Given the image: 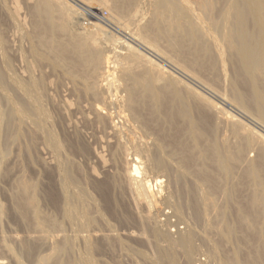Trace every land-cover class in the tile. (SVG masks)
<instances>
[{"label": "bare ground", "instance_id": "1", "mask_svg": "<svg viewBox=\"0 0 264 264\" xmlns=\"http://www.w3.org/2000/svg\"><path fill=\"white\" fill-rule=\"evenodd\" d=\"M103 2L111 11L109 17L112 23L113 20L116 22V24L118 22L119 25H121L118 27L121 28L125 26V28H127V24L132 23L135 27V29L133 28L135 31L132 34H130V32H132L130 29L128 33V31H126L127 29L125 30L123 28V30L121 28H117L120 31H118L119 33L125 35L124 37H126V35L127 37L129 36L130 39H132H129L130 41H133L146 52L151 50L155 53L161 52L162 54V52L164 51H162L161 49V43L163 42L165 44L164 48L166 49V51L169 52V54H171L172 57L166 55L168 52L165 53V56H168V59L170 58L171 62L173 60V63L176 64L174 65L173 63L168 61L167 57L165 59L170 64V66L172 65L175 68V71L177 73L184 75L185 78L187 77L188 79L195 81L199 85L210 90L215 95V98L222 104L226 106H235L237 112L242 117L252 121L255 126L264 131V0H152L150 2V19L146 22H144V19L143 22L141 20L144 17H142L141 14L143 4H141L142 1L140 0H103ZM74 8L75 7L69 6L68 4H62L60 2H57L56 0H38V3H36L35 7L33 8L34 10H32V23L36 34V36L34 37H37L35 44L38 46L47 47L52 50L59 61L64 59V61L59 65L64 64L65 59H67L68 63H71L72 68L86 67L88 68V72L90 73L91 70V73L96 75V77L98 75H101L100 78L103 83L100 82L101 84L99 85L98 82L97 86L102 90H99V88L98 90L101 91V93L102 91H105L107 93V95L105 93L106 97L103 96V99L105 100L106 98L105 103L106 105L110 106H112L113 104L117 105V100H115L116 98L112 99V97L114 98L116 97V95L113 93L115 96H109V93H111V86L114 84V73L110 70V68L113 67V69H115L114 66L116 64L114 66H110L111 61L108 62L106 60H103L102 62V58H105L104 55L108 51L114 53L113 56L115 57H112L111 60L115 58L113 62L118 63L116 65L118 66V68H116L119 70L120 75L125 76V78L127 76L132 81L131 86H129L131 81L127 85L129 86V88L124 85L125 87H127V95L126 93L125 95H121V97L125 96V98H123L121 101V103L123 102L122 105H125L126 110L129 111L133 119H139V122L142 121V123H144L143 125H154V127L158 129L155 131H159L164 137V130L166 131V128L171 130V134L168 135V133L167 137L170 139V144H172V146L176 148V155L179 154L180 163L184 167L182 168L183 170L181 168L180 170H176L177 174L175 175V177L173 176L176 179L175 181L184 184V181L186 179H189L186 178L188 177L187 174H189L190 171L193 169L190 168L193 167L194 164L196 165L195 160L201 162V165H199L200 167H197V170L195 172V174L197 175L196 178H199L200 180L197 183H205L204 186L206 187L205 188L203 186L204 188H201V184H199V187L197 186V190L201 188L200 190H198L197 194L198 197L200 196L201 200L198 199V197L196 196V188H194V186L189 187L188 190V192L190 193L189 195L193 197L194 216H196V218L199 215L201 216L200 209L202 207L199 209L198 206L200 207V205H203V207L206 209V207L208 206L215 205V197L213 198V195L214 192L218 189V182H220L219 180H221L220 178H217L218 176L216 177L215 171L220 174L221 178L226 180L232 176L234 166L236 164H240L239 162H241L242 160H245L248 166H245L247 170L245 171L244 175L248 176L255 182L253 191L246 202V206L241 205L239 207L238 212L236 214L238 218H236L235 222L231 221L232 223H230L229 220H227L226 218L224 212L225 208L224 210L222 208L217 210H219V215L222 218V225L224 224L225 227L224 234H228L229 236L230 233L232 234L236 230L245 231L246 239L244 240L247 244H253V249L247 251L249 253H247L245 257H241L240 254L242 253H240V249L238 248L239 244L237 245L236 243L235 246L237 247H233L234 250L232 251V254L230 253V257L227 258L226 256V259L219 264H225V262L230 264H264V224L261 223L263 224V226H261L258 223V221L260 220L264 222V183L262 182V178L259 175V171L264 169V137H260V133L257 135L256 132H254L253 130L245 128L238 119L234 118V116L224 111L220 106L212 103V101L207 100L208 98H204V96H202L200 92L198 93L195 90L193 91L188 86L183 87L187 90V92L190 91L191 93H194V95H197V99H200L205 102V105L207 103V106L210 107V110L213 113V115H211L212 117L214 116V119L211 120L205 115L200 120L196 119L198 121L192 119L191 117H189L191 111L189 112L188 110L189 108H192H187L188 104L183 106L180 105V108L178 110L176 109V111L167 107L165 108L161 101L164 100L163 96L164 94H167L165 92L169 87L166 88L165 85V88H161L160 85H163H159V83L157 84L156 82L158 80L160 81L165 79V81H167L168 78V80L170 81L168 83H171L172 86V95H175L173 97H177L181 101L180 102L178 100L179 103L183 104V99L181 100L182 91L181 89L179 90L180 86H182V81H176V79L174 80V77L172 76L173 74L171 75L173 78H171L169 75L167 77L166 73L168 74L169 72L166 71L168 69L165 71L164 68L160 67L161 65L156 66L149 57L143 55L142 51L140 53V50H137V47H134L128 41L117 38L116 40H114L116 41L115 44L111 43L112 37L109 36L110 34L108 35L109 32L107 33L106 30L102 29V27L98 23H93V29H91L90 31H81L79 29L76 30L75 24L79 16L81 15V11H78L76 8ZM16 13V9L13 8L11 17H13L14 19L9 17L15 22L17 21V19H19L16 18L18 17L16 16ZM58 34H61L62 39H58V37H60L58 36ZM25 36L27 37V35ZM36 45L35 47H33V52L36 55H39ZM116 47L122 49V52L115 50ZM226 62L230 63H227L229 64V66L232 65V71L230 76L226 75ZM101 64H103V66ZM135 67L136 70L139 67L141 70L144 71V73H142L141 75H139L138 73H134L136 70L134 69V72L132 70ZM194 69L196 71H194ZM99 70H101V72H99ZM129 78L127 79V81L129 80ZM178 82H181V84L179 83L180 86L179 84H177ZM223 82L226 84V87L224 86L225 90L223 89L224 91H221L220 85ZM30 83L35 85L34 79L31 78L28 84ZM8 84L14 86V88L22 96L21 98V96L18 95L20 96V101L17 102L16 100L13 101V98L11 100V98L5 94V97L1 96L4 99L6 98L7 102L11 104V108L8 110H6L5 108L3 109L0 106V125L3 126L2 124H4L12 131L11 136L8 138V142L12 144L19 141L23 133L22 131L25 130L24 126L26 125V123H29L26 125V127L28 125H33L34 127L32 128L34 130L31 128V126L30 128L35 131V133H40L41 136L43 135V139L46 141L45 144H47V146L51 149L50 151H52L53 153L52 158L55 161L58 175L61 178L60 180L62 181L61 185L59 184L61 192L60 195L63 205L61 209L62 216L67 222L70 221L71 223H73L72 221L78 220V224L83 226L82 228H79L81 229V231H83L84 227L85 229L86 227L89 229L88 225H91L92 223L94 224L96 220L95 217L91 216V212L88 211L90 204L87 203V195L82 188L76 187V185H74L75 179L71 174V171L68 169V166H64V164L59 161L61 159H59V154L61 155L60 152L62 146L59 142V139H57V137H55V135L51 132L52 127L50 128L51 130H45V126H47L48 121L50 120V116L47 113L46 109H44L42 107V104L40 103L38 91L35 89L34 86L28 88L27 84L22 82V80L20 81L19 78L18 80L16 78H12L11 82H8L4 74L0 73V87L3 90H6V88H8ZM93 86L95 88L96 84H94ZM89 88L91 89V87ZM94 88H92L91 90L94 91ZM138 90H141V94L140 92H138ZM137 92L140 95L136 94ZM169 92L171 91L169 90ZM113 94L111 93V95ZM182 96L184 97L185 95ZM118 99L121 100V98ZM174 102L175 101L173 100V103ZM186 103H189V101H187ZM106 105L104 104V106ZM139 107H147V115L149 114L150 117L152 116L151 118L153 120L146 119L147 117L145 118L144 116L146 113L143 115L144 118H142L140 112L141 110H138ZM105 108L107 109V106ZM125 108L123 107V109ZM118 111L117 112L120 113V110ZM95 115L97 116V118L101 119V121L103 120L104 122H107L109 124V129L114 135L112 137H115L117 145H121V134L123 133H121L119 125H117V123L113 120L115 115H113L112 112L100 109V107L95 111ZM120 115L122 116V114ZM122 119H124V117ZM179 119L186 120V124L182 125L184 122H181L182 124L180 125ZM221 125H225V127H231L230 130H232L233 133L238 137L237 143L235 145L231 146L229 144V140L227 139L229 136H227L226 138L228 141L226 139H223L224 136L222 139H218L217 132ZM127 126H129V124ZM154 127L152 129H154ZM241 132L244 133L242 134L243 136L241 134V136L238 135ZM35 135L33 138H35ZM219 138H221V136H219ZM186 139H188L190 144ZM129 140H127V142L131 143L132 147L135 149V152H140L144 155L146 161L145 167L152 172L151 175H140V161L139 158H137L136 154V157L134 158H128L125 156L122 172L123 174L121 175L123 180L121 181H124V187L130 196V203L132 208L134 209L133 212L135 211L136 214H138V209L143 208L144 214H138L139 220L141 222L152 223L151 231L154 238H163L169 243L166 247H164V245V248L157 246L158 257L156 256V262H154L155 260L153 259L154 264H160V261L164 260L165 258L168 259L170 264H180V261L178 262L177 260L178 258L176 259L177 256L175 257L174 255V248H177L181 251L180 254H182L184 257L183 264H195L194 262L197 261L195 259V251L197 246L195 247L193 241L194 234L193 230L190 228L191 225L186 228L184 227V229H177L175 231V235H173L172 232L174 230H168L169 228L167 229L163 225L165 223H162L157 219V215L160 214L157 203V200L160 199L158 198V193H160L161 185H163L164 182L163 176L160 174L168 172L169 166H167V164L169 163L166 162V164L164 161L165 159H163L162 157V153L164 152L162 151L161 153V150L159 148L154 149L156 147L155 145L157 144L154 145L153 150L152 147H150V145H148L147 143H138L135 142V140ZM185 140L187 141V143ZM258 142L260 144H258ZM256 145H258L257 158H251V154H247V149L250 147H255ZM162 146L164 147V145ZM4 153L5 151L0 150V159L2 157H5ZM137 154L139 155V153ZM96 158L100 162H102V159L98 155L96 156ZM207 162L208 164L211 163L213 165V168H210ZM1 163L2 160L0 161V164ZM195 169L196 168H194V170ZM93 174H95V172H92V175ZM172 181H174V179ZM194 182L196 181L194 180ZM15 183H17V185L15 184L17 186V192L15 194V207L12 205L16 210L15 213H18L20 215L24 224L33 227V229L36 230V233L38 231L41 235L39 240H42V242L49 247V252L44 255H42L41 253L40 256H37L35 262L33 261L34 264H74V260L71 259L70 255L73 249L72 242H74L75 240L72 241V238H69L71 237V235L69 237L66 236V232L65 235H63L64 233H62V235H56V232L54 231L55 235H52L53 230L51 229H56L60 227L61 224H59L54 219L55 217L51 218L49 215L44 216L39 211V199L37 201L36 197V183H31L25 178H19V180ZM194 185L196 186V183ZM155 186H159L160 189L154 188ZM185 186H187V184ZM238 191L239 190L237 187H233L231 189H225L222 192L223 194H225L226 199L230 202L236 199L235 196H238ZM169 192H167V194ZM172 196L168 195V199L170 197L172 198ZM166 198L167 195L164 199ZM75 202L77 203V205L74 204ZM174 205H176L173 211L174 215L178 219H182V208L179 207L176 203ZM211 208L213 209V207ZM216 212L218 213V211ZM204 213L205 212H203V214ZM226 213L228 214L227 210ZM2 214L3 209L0 206V216H2ZM99 215H97L96 217L101 218V216ZM45 227H48V229L52 231V234L49 232V230H44ZM249 231H251V234ZM131 234H129L130 237L133 236V234ZM242 235V239L245 238V234ZM16 236H12L13 240L17 239ZM2 237H0V247H3L5 252L13 259L15 264H22L20 262V259L14 254L15 250L13 251L12 246L2 241ZM85 237L88 238V235H86ZM102 237L104 236L102 235ZM242 239L238 240L242 241ZM28 241L23 240L21 242L22 253H24L26 257H29L33 251V245L31 246ZM83 241H85L87 249H91L92 244L89 242L90 240L85 238V240ZM158 245H160V243ZM212 245L211 247L213 249L214 245ZM216 246L214 247V249L217 248ZM209 257L211 258L212 256ZM220 259V261H222V258ZM82 260L85 264H93L94 262L93 259L88 256L82 258ZM0 264L2 263L0 262Z\"/></svg>", "mask_w": 264, "mask_h": 264}, {"label": "rangeland", "instance_id": "2", "mask_svg": "<svg viewBox=\"0 0 264 264\" xmlns=\"http://www.w3.org/2000/svg\"><path fill=\"white\" fill-rule=\"evenodd\" d=\"M56 1L62 4H68L69 6L75 7L78 11H81V15L79 16L75 24L76 30L79 29L81 31L82 30L90 31L91 29H93V26H94L93 23H98L102 27V29L106 30L107 33L109 32L108 35L110 34L109 36L112 37L111 43L115 44L116 41L114 40H116L117 38L128 41L131 45H133L134 47H137V50H140V53L142 51L143 55H146L147 57H149L156 66L161 65L160 67L164 68L165 71L168 69L166 71V72H169L168 74L166 73L167 77L169 75L171 78L174 77V80L176 79V81L177 80L182 81V86H180L181 82H178L177 84L180 83L179 84L180 88L179 87L178 88L179 90L181 89L182 92L181 91L180 92L182 93V95L186 96V97L185 96L183 97L181 95V100L183 99L182 101L185 104L179 103L180 100L177 97H173L175 95H172L173 94L171 90L172 86H171V83H168L170 81L168 80L167 77H166L167 81H165L166 80L165 79V80H160V81L158 80L159 82L158 81L156 82L157 84L159 83V85L162 84L164 86L163 87L160 85L161 88H165V85H166V88L169 87L168 89L171 91L169 92L168 89L167 90L165 89L166 90L165 93L167 94H164V96H166L167 98L163 96L164 100L161 101V103H163L165 108L167 107L169 109L176 111V109L178 110L180 108V105L183 106V105L188 104L187 108L189 107L192 108V109L190 108L188 109L189 112L191 111L189 114V117H191L192 119L200 120L202 117H204V115L206 117H209V119L211 120L214 119L213 118L214 116L212 117L213 113L211 112L210 107L207 106V103L205 105V102H203L200 99H197L198 98L197 95H194V93H191L190 91L187 92V90L183 87V86H188L193 91L195 90L198 93L200 92V94L204 96V98H208L207 100L212 101V103L220 106L224 111L234 116V118L238 119L245 128H249L253 130L254 132H256L257 135L260 133L259 136L260 137L262 136V138L264 137V131L259 129L257 126H255V124H253L252 121L242 117L237 112V109L235 106L233 105L226 106L222 104L215 98V95L210 90L199 85L195 81L188 79L187 77L185 78L184 75L177 73L175 71V68L172 65L170 66V64L165 59L166 57L168 59V56L170 57L171 54H169V52L166 51V49L164 48L165 44L163 42H162L163 44L161 43V49L162 51H164L162 52V54L161 52L155 53L154 51H151V50L148 51L149 52L148 53L144 51L141 47H139L137 44H135L133 41H130L132 39H130L129 36L127 37L126 35V37H124L125 35L119 33L120 31L117 28H121V27H118L121 25H119L118 22H117L118 24L117 25L114 20L112 23L109 17L110 16L109 14L111 11L105 5L103 0H56ZM140 1H142L141 4H143L142 5L143 9H142L141 14H142V17H144L141 20L143 22V19H144V22H146L150 19V15H151V7H150L151 3L150 2L152 0H148V1L140 0ZM36 3H38V0L37 1L36 0H6V1L0 0V73L4 74L8 82H11L12 78H16L17 80L19 78L20 81L22 80V82L27 84L28 88H31V86H34L35 89L38 91L40 103L42 104V107L46 109L47 113L50 116L49 117L50 120L48 121L47 126H45L46 127L45 130L52 129L53 131L51 130V132L55 135V137H57V139H59V142L62 146V149L60 152L61 155L59 154V159L60 158L61 159L59 161H61L62 164H64V166H68V169L71 171V174L73 175L75 179L74 185H76V187L82 188L85 191L87 195L86 197L88 198L87 203L90 204L89 205L90 207L88 206L89 207L88 211L91 212L89 213L91 214V216L95 217L96 221L94 222V224L92 223L91 225H88L89 229L86 227L87 229L86 230L84 227L83 231H81V229L79 228H82L83 226L78 224L79 223L78 220L72 221L73 223L68 221L69 222L68 223L63 218L62 211H61L63 205H62V199L60 195L61 192H60V186H59V184L61 185L62 181L60 180L61 178L58 175L55 161L52 158L53 153L52 151H50L51 149L47 146V144H45L46 141L43 139L44 138L43 135L41 136L40 133L39 134L35 133V131H33L34 129L32 128L34 127L33 125H28L26 127V125L29 124V123H26V125L24 126L25 128L23 127L25 130L23 129L24 131H22L23 137L21 136V138L19 139V141L20 140L21 141L20 142L17 141L11 144L10 142H8L9 140L8 138L11 136L12 131L10 130V128L2 124L3 126L0 125V133L2 132L0 134L1 136L0 148L2 149L0 150L5 151L4 153L5 157H2L3 159L2 158L0 159V161L2 160V163L0 164V171H1L0 172V206L3 209V214L2 216H0V237L2 236L4 237V238L2 237V241L12 246L13 251L15 250L14 254L20 259V262L22 264H34L37 256H40L41 253L42 255H44L49 252V249H48L49 247L45 243H43L42 240H39L41 236L40 233L38 231L36 233L35 232L36 230H34L33 227L24 224L20 215L18 213H15L16 212L14 208L15 207V194L17 192V186H16L17 183L15 182H17L19 178H25L31 183L32 182L34 184L36 183V188H37L36 197H37V201L39 199L38 209L41 212V214H43L44 216L49 215L51 218L55 217L54 219L59 224H61L60 227H58L59 229L58 228L51 229L53 230V232L50 229H48V227H45L44 230H47V231L49 230L50 233L51 232L53 233V234L51 233L52 235H55V232H56V235L57 234L62 235V233H64L63 235H65V232H66L67 234L66 236L69 237L71 235V237L69 238H72V241L75 240L74 242H72L73 252L71 251V255H70L71 259L74 260V264H85L82 258L87 257V256L93 259L94 261L93 264H154V262H156L157 257H158L157 256L158 255L157 246H160L162 248L164 245H165L164 247L168 246L167 244L169 243L168 241H165V239L163 238H157V237L154 238L152 231H151L152 223L141 222L139 220L138 214L139 215L144 214L143 213L144 209L143 208L138 209L137 211L138 214H136L135 211L133 212L134 209L132 208L131 203H130V196L124 187V183H123L124 181H121L123 180L121 175L123 174L122 172H123L125 156L128 158H134L137 156V158H139L140 175H144V174L151 175L152 174V172L149 171L145 167L146 161H145L144 155L140 152H135V149L132 147L131 143L127 142V140L132 138L129 141L135 140V142H138V143L139 142L147 143L148 145H150V147H152V149L154 148L155 144L160 145V146L155 145L156 147L154 149L159 148L161 150V153L162 151L165 153V154L162 153L163 154L162 157L163 159H165L164 160L165 163L166 162L169 163V164L166 163L167 166L169 165L168 172L164 174H160L163 176V180H164L163 185H161V189L159 188V186L154 187V188L160 189V193H158V196H159L158 198L160 199L157 200L160 214H158L157 215L158 217L157 216L156 217L159 221H161L162 223H165L163 224L165 228L167 229L169 228L168 230L170 231L172 229L174 230L172 232L173 235H175V231L177 229H180V228L184 229V227L186 228L191 225L190 228L193 230L194 237L196 236L195 238L193 237V241H194L195 247L197 246L196 251H195V259L197 261H195L194 263L195 264L222 263L226 259V256L227 258L230 257L234 248L237 247L235 246L236 243L237 245L239 244L238 248L240 249V253H242L240 254L241 257H245V255L249 253L247 251H250V249H253L252 247L253 244L246 243V241L244 240L246 239V232L242 230H236L237 233L235 231L232 234L230 233L229 236L228 234L225 235L224 234L225 227H224V224L222 225V218L219 215V210L217 209L222 208L224 210L225 208L224 212H225L226 218L227 220H229L230 223H232L233 221L235 222L236 218H238L236 214L238 212L239 207L241 205L246 206L248 197L252 193L253 187L255 184V182L251 178L244 175L245 171L247 170L246 167L248 166L247 162H245V160H242L241 162H239L240 164H236L234 166L232 176L226 179L227 181L221 178L220 174L215 171L216 177L218 176L217 178L221 179L219 180L220 182H218L219 184L218 189L214 192V195H213V198L215 197L214 198L215 205L208 206L206 207V209L203 207V205H200V207L198 206L199 209L202 207L200 209L201 216L199 215L196 218V216H194L193 197L189 195L190 193L188 192V190H189V187L194 186V188H196L195 190H196V196H197L198 190L205 187L204 186L205 183L200 182L199 184H201V188L197 190V188L199 187V184L197 182L200 180L199 178L198 179L196 178L197 175L195 174V172L197 170V167H200L199 165H201V162L199 161L200 162L199 163L197 160H195L196 165L195 164L194 165L196 167L193 165V167L190 168V169L193 168L191 170L192 172L190 171V173L187 174L188 177H186V178H189L190 180L185 178L186 180L184 181V184L178 181L176 182L175 181L176 179L174 178L175 175L177 174L176 170H180V168L182 169L184 167L180 163L179 154L176 155L177 154L176 148H174V146L170 144V139L167 137L168 133H169L168 135L171 134L170 133L171 130L166 128V131L164 130V135H165L164 137L159 131H155L158 129L154 127V125L151 124L150 126H147L146 124L143 125L144 123H142V121L139 122V119L134 118L135 119L134 120L131 117L129 111L126 110L125 105L124 104L122 105L123 102L121 103V101L123 98H125V96L121 97V95H125V93L127 92L126 88L127 87L129 88V86H131L132 81L130 80L129 77L126 76L125 78V76L120 75V72L117 69L118 66H116L118 63L113 62L115 58L111 60L112 57H115L113 56L114 53L108 51L107 53H105V55L103 54L105 58L104 59L102 58V62L103 60H106L108 62L111 61L110 66H114L116 64L114 66L116 71L115 69H113V67L110 68V70L113 71L114 73V78H113L114 84L112 83L113 85L111 86V93L112 94L114 93L116 95V97L114 98L112 97V99L116 98L115 100H117V105L120 107H118L116 104H113L112 106L106 105L105 103L106 98L104 100L103 96L106 97L107 93L105 91H102L101 93V91L99 90H102V89H100L97 86L98 82H99V85L103 83L100 78L101 75H98L96 77V75L91 73V70L89 73L87 70L88 68L86 67L72 68L71 63H68L67 59H65L64 64L59 65L64 61V59L59 61L52 50H50L47 47L38 46L35 44L37 37H34L36 36V34H35L33 23H32L33 22V11L32 10H34L33 8L35 7ZM13 8L16 9V12H17L16 16H18V17L16 16L15 17L19 18L17 19L16 22L13 21L12 19L14 18L11 17ZM9 17H11L12 19ZM19 22H21L22 24ZM114 24L116 25V27ZM129 24H127V28H125L126 26L123 28L125 30L127 29L126 31H128V33L131 30L132 32H130V34H132L135 31L134 30L135 27L133 26L132 23H129ZM25 35H27V37ZM58 36L61 37V38L58 37L59 40L62 39L61 34L60 35L58 34ZM35 45L37 46L39 55H36L33 52V47H35ZM115 50L122 52L121 51L122 49H120L119 47H116ZM166 52H168L166 54L168 56H165ZM157 54H160V55H157ZM161 57L162 58L164 57V58L162 59ZM168 61L171 62L170 58L168 59ZM112 62H113V65H112ZM171 63H173V60ZM227 63L229 62L225 63L226 75L230 76L231 71H232L231 70L232 65L229 66L230 63L229 64ZM173 64L175 65L176 63H173ZM101 65L103 66V64ZM138 68L136 70V67H135L133 68L132 71L134 72V69H135L136 71L134 73L136 74L138 73L139 75L144 73L143 70H141L140 68L138 69ZM86 70L88 73L86 72ZM194 71L196 70L194 69ZM99 72H101V70H99ZM117 74L119 77L117 76ZM31 78L34 79L35 85L31 83L28 84ZM128 78L129 80L127 81ZM87 83L89 86L87 85ZM94 84H96L95 88L93 86ZM128 84L129 86H127ZM124 85H126L127 87H125ZM167 85H170L171 88L170 86H167ZM220 86H221L220 87L221 91H224L226 84L223 82L221 83ZM89 87H91V89L94 88L95 90L93 89L94 91H92ZM138 92H140L141 94V90L140 91L138 90ZM138 92L136 94H139ZM111 93H109V96H115L114 94L111 95ZM4 94L9 96L11 100L13 98V101L15 100L16 102L20 101L21 94H19V92L14 88V86L8 84V88H6V90H3L0 87V106L3 109L5 108L6 110H8L11 108V104L7 102L6 98L5 99L3 98L5 97ZM191 94H193L194 96ZM118 98H121V100ZM173 100L175 101L174 103H173ZM176 101H177V104H176ZM187 101H189L190 104L186 103ZM118 103H121V104H118ZM104 104L107 106V109L105 108L106 106H104ZM122 106L125 109H123ZM99 107L100 109L107 110L109 112H112L113 115H115L113 120L114 122L117 123V125H119L121 133L124 134V135L121 134L122 135L121 145L116 144V139L115 137H112L114 135L109 129V124L107 122H104L103 120L101 121V119L97 118V116L95 115V111ZM147 109H148L147 107L138 108L139 111L141 110L140 111L141 117L144 118L145 116V118L147 117L146 119L153 120L151 118L152 116L150 117L149 114L147 115V112H148ZM118 110H120V113H118L119 112ZM127 112H128V115H127ZM120 114H122L124 119H122L123 117ZM117 115H120V116H117ZM129 118L131 121L129 120ZM183 120L184 119H179L180 125L182 124L181 122H184L182 125L186 124V120L184 121ZM122 124L125 126H123ZM128 124L129 126H127ZM30 126L33 130L30 128ZM153 127L154 129H152ZM230 128H231L230 126L225 127V125H221L220 128L218 129L217 135H218V139H222L223 136H224L223 139H226L227 136H229L227 138L229 141L227 139L226 140L229 142L231 146H233L237 143L238 137L233 133L232 130H230ZM30 131L32 133L34 132L33 133L34 135L36 134L35 135L36 139L33 138L34 135ZM242 132L239 133L238 135L241 136L242 134H244ZM232 133L236 136L237 139ZM219 136H221V138H219ZM235 139H236V142H235ZM186 140L188 141V139ZM258 144L260 143L258 142ZM162 145H164V147ZM173 151H176V152H173ZM137 153H139V155ZM96 154L102 159V162H100L96 158L97 156ZM247 154L248 155L251 154L250 155L251 158H257L258 145H256L255 147L248 148ZM69 165L72 167H70ZM208 165L210 166V168H213V165L211 163H209ZM194 168L196 169L194 170ZM92 172L93 173L95 172V174L92 175ZM259 175L262 178V182L264 183V169L259 171ZM190 177L193 179H191ZM172 178L174 179L175 184L177 183L179 184L175 185L174 181H172L173 180ZM194 180L196 182H194ZM195 183H196V186L194 185ZM186 184L187 186H185ZM167 186L169 189L167 188ZM233 187L238 188L239 190L237 194L238 196H235L236 199L229 202V200L226 199L225 194H223L222 191H224L225 189H231ZM167 192L169 193L167 194ZM166 195H167L166 199H168V195L172 196V198L171 197L169 198L172 201L169 199L168 200L164 199ZM198 199H200V196L198 197ZM175 203L179 207L182 208V209L180 208L181 213H183L181 214V217L184 220L178 219L174 215L173 211H174V207L176 206L174 205ZM74 204L77 205L76 202ZM211 207H213V209ZM226 210L228 214L226 213ZM216 211H218V213ZM203 212L205 213L203 214ZM97 215L101 216V218H97L96 217ZM218 217L221 219H219ZM258 223L261 226H263L264 224L262 220L258 221ZM76 224L79 226H77ZM249 232L251 234V231ZM131 233L133 234L132 237L129 236V234ZM242 234H245L244 235L245 238L243 239H242L243 237ZM32 235L34 236V238ZM86 235H88V238L85 237ZM102 235L104 237H102ZM12 236H16L17 241L13 240ZM84 237L90 240L89 242L92 244V246L90 245L91 249L89 248L87 249L85 245V241H83L85 240ZM238 239L239 240L242 239V241L243 240L244 241L242 242V241H239ZM23 240L24 241L29 240L28 241L29 244H31V246L32 245L34 246V247L32 246V250L34 251V252L32 251L33 255L31 254L29 257L28 256L26 257L25 254L22 253V249H21L22 243L21 242ZM157 243L158 244L160 243V245H158ZM211 245L213 246V249L216 245H217L216 246L217 248L213 250ZM214 251H215V254H214ZM180 253L181 251L179 249L174 248V255L175 257L177 256L176 259L178 258L177 259L178 262L180 261V264H183L184 257ZM209 256H212V257L210 258ZM220 258H222V261H220L221 260ZM153 259L155 260L154 262H153ZM165 259L161 260L160 264H170L168 259L167 258ZM0 262L2 264L3 263L4 264H15L13 259L5 252L3 247L2 248L0 247ZM226 263L227 262H225V264ZM227 264H230V263H227Z\"/></svg>", "mask_w": 264, "mask_h": 264}]
</instances>
